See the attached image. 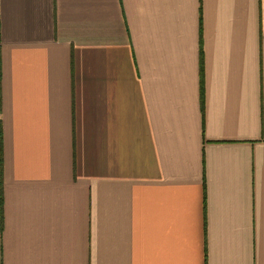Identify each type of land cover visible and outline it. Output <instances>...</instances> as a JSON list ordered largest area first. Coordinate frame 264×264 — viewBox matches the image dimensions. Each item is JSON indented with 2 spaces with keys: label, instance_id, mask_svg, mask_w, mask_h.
<instances>
[{
  "label": "crops",
  "instance_id": "obj_1",
  "mask_svg": "<svg viewBox=\"0 0 264 264\" xmlns=\"http://www.w3.org/2000/svg\"><path fill=\"white\" fill-rule=\"evenodd\" d=\"M0 264H264V0H0Z\"/></svg>",
  "mask_w": 264,
  "mask_h": 264
}]
</instances>
